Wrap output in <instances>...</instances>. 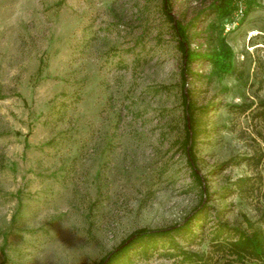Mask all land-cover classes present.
Wrapping results in <instances>:
<instances>
[{
    "label": "rangeland",
    "instance_id": "1",
    "mask_svg": "<svg viewBox=\"0 0 264 264\" xmlns=\"http://www.w3.org/2000/svg\"><path fill=\"white\" fill-rule=\"evenodd\" d=\"M220 6L0 0V264H108L143 230L168 234L112 264H226L220 228L264 237V0Z\"/></svg>",
    "mask_w": 264,
    "mask_h": 264
},
{
    "label": "trees",
    "instance_id": "2",
    "mask_svg": "<svg viewBox=\"0 0 264 264\" xmlns=\"http://www.w3.org/2000/svg\"><path fill=\"white\" fill-rule=\"evenodd\" d=\"M234 0H221L222 12H229L231 3ZM172 20L171 18H169ZM173 22V20H172ZM175 31L182 40H180L183 44L182 49L183 52L186 53L184 42L187 40L186 33L184 32V28L179 24H173ZM194 53L187 51V60L192 59ZM210 58H212L213 63L222 71V72H230L231 67V59H232V50L231 48L222 41L221 48L213 51L211 53ZM190 113V111L188 110ZM187 227V226H186ZM184 228V232L187 231L188 228ZM222 227V225H221ZM223 228H220L216 231V237L214 238V246L213 250L216 254H219L220 257L225 256L226 264H264V237L262 234L256 235H248L242 233L235 237V239L228 234L223 236ZM179 232V231H177ZM167 231H138L135 233V237H132L130 241H128L127 245L119 246L114 252L111 253L113 257L110 259L108 264H112L115 258L125 249H127L131 244L136 242L145 243V245L149 242L157 241L161 236H164ZM168 234V233H167ZM185 234V233H184ZM159 237V238H157ZM125 243V242H124ZM149 246V245H148ZM172 248H177V246H173ZM144 253L147 254V248H144ZM175 250V249H174ZM212 262L211 257H206L205 255H199L194 253L185 252L183 253L181 264H210Z\"/></svg>",
    "mask_w": 264,
    "mask_h": 264
},
{
    "label": "water",
    "instance_id": "3",
    "mask_svg": "<svg viewBox=\"0 0 264 264\" xmlns=\"http://www.w3.org/2000/svg\"><path fill=\"white\" fill-rule=\"evenodd\" d=\"M187 119H188V121H189V116L187 117ZM188 124H189V122H188Z\"/></svg>",
    "mask_w": 264,
    "mask_h": 264
}]
</instances>
